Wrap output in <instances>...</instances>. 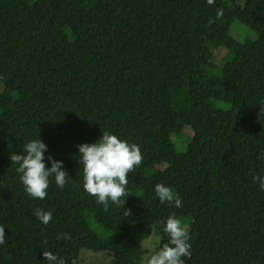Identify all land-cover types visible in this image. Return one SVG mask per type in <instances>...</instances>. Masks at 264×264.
Returning a JSON list of instances; mask_svg holds the SVG:
<instances>
[{"label": "trees", "instance_id": "obj_1", "mask_svg": "<svg viewBox=\"0 0 264 264\" xmlns=\"http://www.w3.org/2000/svg\"><path fill=\"white\" fill-rule=\"evenodd\" d=\"M238 6L250 26L233 15ZM220 48L243 61L218 68ZM102 132L141 151L124 204H98L82 189L77 146ZM167 136L185 138L183 149ZM37 138L69 175L43 200L24 192L9 160ZM261 153L264 0H0V264H43V251L65 264H80L83 251L142 264L145 240L156 233L160 248L168 239L167 217L156 213L160 183L181 199L178 219L193 199L185 264H264V191L252 179L264 175ZM37 210L52 212L47 226Z\"/></svg>", "mask_w": 264, "mask_h": 264}, {"label": "clouds", "instance_id": "obj_2", "mask_svg": "<svg viewBox=\"0 0 264 264\" xmlns=\"http://www.w3.org/2000/svg\"><path fill=\"white\" fill-rule=\"evenodd\" d=\"M214 0H207L211 5ZM223 16V9L216 11V18ZM47 145L39 138L29 141L22 147L21 154L11 153L9 160L15 165V171L24 192L32 199L43 200L47 195L50 182L63 188L68 173L63 170V161L56 160L51 155L45 156ZM79 171L82 174V189L86 195L95 198L101 205L121 204L127 197L126 185L128 173L138 167L142 161L138 145L130 144L109 132H102V136L93 143L77 146ZM258 159H264L261 153ZM50 165V167H46ZM253 182L264 191V175H254ZM154 194L162 204L167 203L176 208L181 207V199L177 193L162 183L154 186ZM36 219L44 226L52 220L51 211L37 210ZM162 232L167 236V243L154 254L145 259L144 264H185L191 257L190 237L180 219L170 215L163 223ZM68 239V235H64ZM5 242V229L0 227V244ZM43 264H65V261L53 254L44 252Z\"/></svg>", "mask_w": 264, "mask_h": 264}, {"label": "rangeland", "instance_id": "obj_3", "mask_svg": "<svg viewBox=\"0 0 264 264\" xmlns=\"http://www.w3.org/2000/svg\"><path fill=\"white\" fill-rule=\"evenodd\" d=\"M232 2H240L241 0H231ZM233 15L241 21L245 25H251L252 24V19L249 16V14L242 8V6H238L236 8L232 9ZM240 33L246 37V38H252L251 33L249 32V27L247 26H242L240 23L238 24V29ZM237 37V35L235 34ZM213 64L217 66L218 68H221L224 64L231 62V61H236V62H241L243 61V57L239 54H236L234 52L227 51L226 49L220 48V49H215L213 50ZM216 73V71H214ZM185 93V90H183V94ZM180 106L182 109L186 110L188 109V103L184 99L180 100ZM133 121L135 128L138 131L142 130L143 123H144V118L140 114H135L133 115ZM185 135L188 137L190 136V131L186 130ZM165 142L166 145L169 147L177 148L178 150H182L183 146L185 145V138H182L180 143H176L173 141L172 138L169 136L165 137ZM174 193H176L174 190H172ZM187 204V209L184 213H182V217H180L182 225L184 226L185 230L187 229V223L185 221L184 215L187 213L191 212V207L193 205V199L192 198H187L186 200ZM175 210L176 208L170 204L167 203H160L158 201L157 206H156V213L159 217H169L170 215L175 216ZM90 226L91 228L96 231L100 235H104L108 237L109 241H114V237L111 235H108L100 225L95 223L94 221H90ZM161 238L159 235H156L154 233L150 238L145 240L143 242L144 249L146 251V254L144 256L142 264H144L145 259L149 257L150 255L154 254L158 249H159V244H160ZM80 264H112V256L111 254L107 252H90V251H83L80 255Z\"/></svg>", "mask_w": 264, "mask_h": 264}]
</instances>
